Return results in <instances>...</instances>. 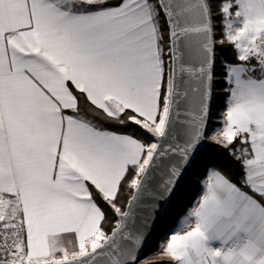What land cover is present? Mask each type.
Listing matches in <instances>:
<instances>
[{
	"label": "snow or ice",
	"instance_id": "snow-or-ice-1",
	"mask_svg": "<svg viewBox=\"0 0 264 264\" xmlns=\"http://www.w3.org/2000/svg\"><path fill=\"white\" fill-rule=\"evenodd\" d=\"M0 264H264V0H0Z\"/></svg>",
	"mask_w": 264,
	"mask_h": 264
},
{
	"label": "trees",
	"instance_id": "trees-1",
	"mask_svg": "<svg viewBox=\"0 0 264 264\" xmlns=\"http://www.w3.org/2000/svg\"><path fill=\"white\" fill-rule=\"evenodd\" d=\"M222 94L217 93V99L214 102V109H213V115L215 116V113L220 110L222 106V99H220V96ZM202 163L197 166L196 169L193 170V172L189 175V177L186 180L185 188H184V195L179 200L174 202L168 214L163 218L161 223L159 224L153 240L150 244V249L152 251H155L158 249L160 240L163 238L164 232L168 231L172 227L176 225L178 220L186 213L187 208L191 205L192 201L195 199L199 187L196 183L199 179V173L203 170L205 167H211L213 166L214 161L217 162L216 166L226 168L229 174L235 175V170L231 167V165H226V163L222 160V158L219 157L218 153H212V152H206L202 158ZM98 203L101 204V207H104L105 212L108 214V220L112 221L113 216L110 213V211L103 205L102 202L98 201Z\"/></svg>",
	"mask_w": 264,
	"mask_h": 264
},
{
	"label": "water",
	"instance_id": "water-1",
	"mask_svg": "<svg viewBox=\"0 0 264 264\" xmlns=\"http://www.w3.org/2000/svg\"><path fill=\"white\" fill-rule=\"evenodd\" d=\"M137 218L138 220H143V219H147L148 220V227H147V240H148V244L150 246L154 234L159 226V224L161 223V221L163 220V218L165 217H158L155 220L151 219V217L149 216V212L150 210L148 208L145 207H140L137 208Z\"/></svg>",
	"mask_w": 264,
	"mask_h": 264
},
{
	"label": "rangeland",
	"instance_id": "rangeland-1",
	"mask_svg": "<svg viewBox=\"0 0 264 264\" xmlns=\"http://www.w3.org/2000/svg\"><path fill=\"white\" fill-rule=\"evenodd\" d=\"M219 111H220V110H219ZM219 111H217V112L215 113V115L218 114ZM164 233H165V232H164ZM161 240H162V239H161ZM161 240H160V242H161Z\"/></svg>",
	"mask_w": 264,
	"mask_h": 264
},
{
	"label": "crops",
	"instance_id": "crops-1",
	"mask_svg": "<svg viewBox=\"0 0 264 264\" xmlns=\"http://www.w3.org/2000/svg\"><path fill=\"white\" fill-rule=\"evenodd\" d=\"M182 217H183V216H182ZM182 217H181V218H182ZM181 218H180V219H181ZM180 219H179V220H180ZM179 220H178V221H179ZM176 224H177V223H176Z\"/></svg>",
	"mask_w": 264,
	"mask_h": 264
}]
</instances>
